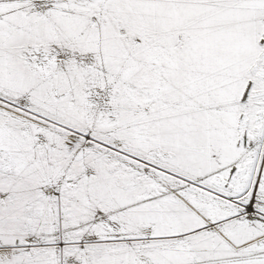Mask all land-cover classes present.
<instances>
[{
  "label": "snow or ice",
  "instance_id": "obj_1",
  "mask_svg": "<svg viewBox=\"0 0 264 264\" xmlns=\"http://www.w3.org/2000/svg\"><path fill=\"white\" fill-rule=\"evenodd\" d=\"M0 264H264V0H0Z\"/></svg>",
  "mask_w": 264,
  "mask_h": 264
}]
</instances>
